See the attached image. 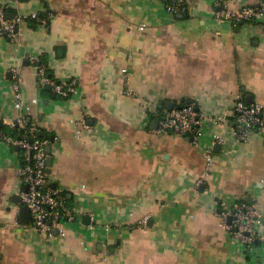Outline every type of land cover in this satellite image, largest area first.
<instances>
[{
	"label": "crops",
	"instance_id": "obj_1",
	"mask_svg": "<svg viewBox=\"0 0 264 264\" xmlns=\"http://www.w3.org/2000/svg\"><path fill=\"white\" fill-rule=\"evenodd\" d=\"M186 1L175 15L161 0H0L7 13L48 17L19 23L14 41L0 35L2 127L22 130L24 113L57 137L49 177L81 213L51 239L23 224L21 152L0 142V264H264V245L247 251L221 215L245 201L264 219V138L233 130L238 95L264 105V15L233 26L215 0ZM33 58L61 82L78 79L81 94L41 88ZM187 98L203 116L198 141L154 133L166 104ZM207 149L215 163L203 177Z\"/></svg>",
	"mask_w": 264,
	"mask_h": 264
},
{
	"label": "built area",
	"instance_id": "obj_2",
	"mask_svg": "<svg viewBox=\"0 0 264 264\" xmlns=\"http://www.w3.org/2000/svg\"><path fill=\"white\" fill-rule=\"evenodd\" d=\"M167 10L172 14H184L189 3L186 0H161ZM231 0H215V7L220 9L216 13L218 19L229 21L233 26H238L246 21H262L264 15V1L260 0L258 4L250 5L242 10L234 11L226 7ZM6 6L0 4V35L14 41L18 35V25L24 20H35L39 24H46L48 17L40 13H33L30 16L14 15L8 18ZM146 24H142L143 29ZM39 85L41 88L50 86L53 93L61 97H72L81 94V88L78 79H72L67 82H57L56 79L48 75V66L43 59L33 58ZM15 79L13 86L17 98L23 101V92L20 81L18 80V71H14ZM129 96L134 93L129 90ZM153 111L157 112L156 107ZM233 111L236 117L234 134L239 141H247L253 135L259 134L264 138V105L259 102L247 103L242 95H238L233 105ZM160 118L158 127L154 129L157 135L176 134L184 135L190 133L197 142L202 134L203 116L197 110L195 104H184L181 107H174L165 111ZM17 123L22 127V131L11 133L5 131L0 126V142L17 148L21 152L23 162L20 168L21 185L16 191V196L20 199L18 212L23 206L30 209V221L27 224L31 229L43 235L47 239L54 237L64 223L79 222L81 213L77 208H73L62 188L56 187L49 177L48 158L52 154L47 151L57 144V137H41L39 128L30 126L26 114H21ZM84 125L86 122L84 121ZM87 126V125H86ZM217 142H224L222 136L217 137ZM207 159L206 170L203 177L208 176L214 167V156L211 149L205 152ZM25 161V163H24ZM201 180L198 185H200ZM224 218V227L229 230L232 238L238 240L243 247L253 250L258 243L264 245V231L260 229L264 225V219L259 210L252 204L245 201L236 202L230 209H225L221 214ZM231 218V221H230ZM16 224H20L19 217H16Z\"/></svg>",
	"mask_w": 264,
	"mask_h": 264
},
{
	"label": "water",
	"instance_id": "obj_3",
	"mask_svg": "<svg viewBox=\"0 0 264 264\" xmlns=\"http://www.w3.org/2000/svg\"><path fill=\"white\" fill-rule=\"evenodd\" d=\"M6 16H7L8 18H13V17H14V15H13L12 13H7ZM46 87H47L48 89L51 88L49 85L46 86ZM249 98H250V101H251V98H252L251 95H248V97H247V100H248V101H249ZM192 102H193V99H192V98H187L185 104H190V103H192ZM183 105H184V104H182V105H180V106H178V107H181V106H183ZM161 106H162V105H161ZM162 107H163V106H162ZM166 107H167L169 110H171V109H173V108L175 107V104H174L173 102H168V103L166 104ZM197 110L199 111V108H197ZM159 120H160V118L157 117V118L155 119V121H154V128H155V129L158 127ZM2 125H3V121L0 120V126H2ZM39 134H40L41 136H44V135H45V132H44V131H40ZM186 135H190V133H186ZM17 149H18V147H17ZM47 151H48L49 153H51L52 148L49 146V147L47 148ZM52 161H53V157L50 155L49 158H48V164H49V166H51ZM49 170H50V169H49ZM54 186H56V185L54 184ZM14 199H15L16 202H19V201H20L19 197H15ZM250 199H251V197H250ZM251 203H252V202H251ZM30 217H31V215H30V209H29V207H28V206H23V207H22V210H21V222H22L23 224H28L29 221H30ZM87 218H88V217H86V219H87ZM230 221H231V218H230Z\"/></svg>",
	"mask_w": 264,
	"mask_h": 264
},
{
	"label": "trees",
	"instance_id": "obj_4",
	"mask_svg": "<svg viewBox=\"0 0 264 264\" xmlns=\"http://www.w3.org/2000/svg\"><path fill=\"white\" fill-rule=\"evenodd\" d=\"M6 6V5H5ZM6 10H8L7 9V6H6ZM42 16H45L46 17V15L45 14H41ZM177 15V14H176ZM30 21V23H31V25L33 26V27H36L37 25H38V23H37V21H35V20H29ZM48 66V65H47ZM48 75L50 76V77H52V78H54V79H56V81L57 82H60L54 75H53V73L51 72V70L49 69V67H48ZM55 96H57V97H59V98H63V99H68L69 97H61V96H59V95H57V94H55ZM17 127V126H16ZM3 129H5L4 127H3ZM16 130H18V127L16 128ZM19 131H22L21 129H19ZM18 131V132H19ZM41 137H51V136H48V135H44V136H41ZM24 163H25V161H24Z\"/></svg>",
	"mask_w": 264,
	"mask_h": 264
}]
</instances>
